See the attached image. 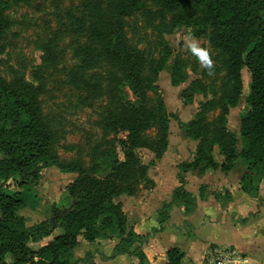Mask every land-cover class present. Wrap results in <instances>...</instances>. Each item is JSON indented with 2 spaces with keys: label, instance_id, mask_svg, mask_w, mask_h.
Here are the masks:
<instances>
[{
  "label": "rangeland",
  "instance_id": "rangeland-1",
  "mask_svg": "<svg viewBox=\"0 0 264 264\" xmlns=\"http://www.w3.org/2000/svg\"><path fill=\"white\" fill-rule=\"evenodd\" d=\"M0 18V81L10 89L32 93L40 125L50 137L49 151L60 165L87 170L97 155L113 147L123 158L118 141L127 133L108 128L107 107L116 108L118 96L134 102V92L126 84L132 71L136 83L145 87L143 107L160 109L141 135L146 146L134 149L147 173L155 161L170 162L177 157L167 139L163 142L169 123L163 134L161 113L174 130L179 119H200L197 130L190 132L198 133L199 139L189 136L198 144L212 139L215 118L222 117L225 127L232 129L246 112L240 101L249 85L247 70L241 72L243 91L237 107H231L227 103L231 99L227 96V59L213 44L215 31L207 24L202 6L183 5L169 11L154 0H0ZM94 30L100 31L102 40L93 38ZM88 51L91 67L83 69L81 54ZM200 51L206 53L210 65L201 61ZM75 76L81 80L76 81ZM176 105H182L183 112L186 105L188 112L180 116ZM190 112H194L192 117ZM77 175L53 165L40 169L35 187L18 186L14 178L10 188L21 193L23 206L36 212L35 221L45 215L52 222L73 203L67 186ZM146 177L138 181L132 195L146 196L151 190L153 183ZM210 204L205 212L212 215L207 208ZM162 207L143 215L145 222L141 223L151 233L158 228L146 223L158 221ZM135 211L133 206L128 209ZM193 216L194 222L201 217L197 212ZM134 222L127 217V226L133 228ZM218 227L213 223L202 226L197 239L228 233L227 227ZM141 233L148 241L151 233ZM10 257L6 259L10 261ZM205 258L204 264H242L237 253L224 247H210Z\"/></svg>",
  "mask_w": 264,
  "mask_h": 264
},
{
  "label": "trees",
  "instance_id": "trees-1",
  "mask_svg": "<svg viewBox=\"0 0 264 264\" xmlns=\"http://www.w3.org/2000/svg\"><path fill=\"white\" fill-rule=\"evenodd\" d=\"M154 1L169 11L183 5L202 6L207 24L215 31L213 44L227 59L229 106H236L242 94V69L245 68L249 75L245 101L250 109L240 117V146H237L236 134L225 127L224 119L219 116L213 123L212 139L200 140L193 159L181 165L182 169L191 167L202 173L217 168L219 163L213 156L216 145L225 158L221 170H230L239 159L246 167L240 178V189L257 197L264 180V0ZM2 25L0 18V30ZM92 36L102 40L98 30H94ZM88 55H91L89 51L81 54L83 69L91 67ZM133 74V71L132 75L128 73L126 84L134 92V102L118 96L119 105L107 107L108 128L116 130L117 127L127 133L118 141L123 158L119 157L115 147L108 148L95 157L87 170L60 165L53 158L49 151L50 137L40 125L37 104L30 96L32 93L10 89L0 81V147L4 154L0 159V264H95L91 253L87 252L83 258L74 257L73 249L80 241L93 242L97 238H118L113 249L116 254L131 251L139 258L137 264H147L143 250L139 246L133 247L140 235L127 226L120 203L113 200L122 193L131 195L138 181L147 176V167L140 162L134 149L146 146L141 135L160 110L143 107L145 87L136 83L137 77ZM75 78L81 80L79 76ZM199 121L180 122L179 127L188 137L199 139L198 133H190L192 128L197 130ZM160 123L164 134L169 121L162 113ZM166 139L165 135L164 143ZM53 165L62 172L78 174L67 186L73 203L55 218L61 233L33 249L28 246V241L37 242L50 236L53 226L46 220L29 226L25 224L24 218L17 214L23 205L21 193L10 188V180L15 178L18 186L35 187L40 169ZM146 178L151 181L148 176ZM172 198L189 205L181 185L173 190ZM171 207V202L163 204L158 214L160 223L167 221ZM7 255L11 256L10 261L6 259ZM183 256L181 248L170 246L165 250V264H183Z\"/></svg>",
  "mask_w": 264,
  "mask_h": 264
},
{
  "label": "crops",
  "instance_id": "crops-1",
  "mask_svg": "<svg viewBox=\"0 0 264 264\" xmlns=\"http://www.w3.org/2000/svg\"><path fill=\"white\" fill-rule=\"evenodd\" d=\"M246 94H243V102L240 101L246 110L242 116L250 109L249 104L245 101ZM176 108H179L180 116L188 112L186 105L183 107L184 112L182 105H176L174 109ZM169 110L172 109L169 108ZM193 113L190 112L191 117ZM178 121L186 122L180 119ZM171 125L172 123L169 121L167 142L168 146L177 153L176 160L170 162L157 160L148 166L147 176L153 185L146 196L122 193L114 198L116 203H120L122 211L127 214H125L126 217L135 219L133 229L140 235V238L135 241L133 247L139 246L143 250L147 257V264H156L157 261H162L161 264H165V250L170 246L182 249L184 252L183 264H204L210 247H224L233 250L240 256L242 264H264V180L260 183L257 197L243 192L240 189V178L246 171V167L239 159H236L233 168L227 171L221 170L220 165L225 162V158L220 153L218 146L213 152L215 160L219 163L217 168H210L200 173L196 169L188 167L182 169V173L178 175L179 165L193 159L197 143L192 138L190 139L179 126L174 130L171 128L174 125ZM239 128L240 118L236 120L232 129L229 128L236 134L238 147L241 144ZM180 177L182 182H180ZM179 185L182 186V191L186 195L188 206L182 200L172 198L173 190ZM165 202L172 203L168 213L169 217L164 223H160L159 220L146 223L149 227L158 228V230H154V233H151L150 229L144 228L141 223L143 215L151 211L156 213ZM208 203H211L207 208H210L208 211H211L212 215L205 212ZM132 206L136 211L128 212ZM29 210L22 205L17 211V214L24 218L27 226L45 220L53 226L50 236L37 242L28 241V243L38 246L33 249H38L54 236L59 235L61 228L59 224L56 225V221L50 222L52 217L45 215L35 221L36 212L32 211L31 207ZM195 212L201 215L198 222H194L193 214ZM143 222L145 221L143 220ZM209 223L227 227L228 233L204 241L198 240L197 231ZM142 231L145 234L151 233L147 238L148 241L142 237ZM117 242L118 238H97L93 242L80 241L79 245L73 249V255L83 258L89 252L95 264H137L139 258L131 251L120 254L114 252V245ZM137 243L139 244L136 245ZM28 246L30 245L28 244ZM77 249L79 253H77ZM156 257L160 259L156 260Z\"/></svg>",
  "mask_w": 264,
  "mask_h": 264
},
{
  "label": "clouds",
  "instance_id": "clouds-1",
  "mask_svg": "<svg viewBox=\"0 0 264 264\" xmlns=\"http://www.w3.org/2000/svg\"><path fill=\"white\" fill-rule=\"evenodd\" d=\"M199 57H200L202 62H204L205 64H209L210 65L211 62L208 60L207 55H206L205 52L200 51L199 52Z\"/></svg>",
  "mask_w": 264,
  "mask_h": 264
}]
</instances>
